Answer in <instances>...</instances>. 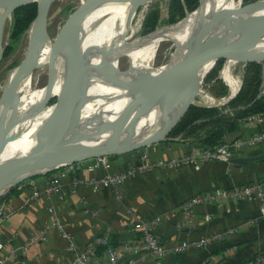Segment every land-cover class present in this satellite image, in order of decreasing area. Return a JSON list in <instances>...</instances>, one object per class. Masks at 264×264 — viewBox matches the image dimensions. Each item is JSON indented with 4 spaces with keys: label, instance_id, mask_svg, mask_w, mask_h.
<instances>
[{
    "label": "crops",
    "instance_id": "0c3cea01",
    "mask_svg": "<svg viewBox=\"0 0 264 264\" xmlns=\"http://www.w3.org/2000/svg\"><path fill=\"white\" fill-rule=\"evenodd\" d=\"M229 94L214 98L221 106ZM264 115V114H263ZM243 125V124H242ZM264 130L261 121L242 126V132L227 138L233 141L241 136H252ZM198 144L179 140H166L122 155L107 157L106 163L98 158L67 165L46 174L24 180L0 197V260L5 264H71L74 250L62 232L53 226L60 220L72 235L77 248H82L97 237L107 235L114 247L125 241L138 240L140 231L135 229L139 220H157L155 233L163 245L172 247L202 235L236 229L222 243L183 253H170L161 264H200L211 255L214 264H249L264 252V217L256 199L238 202L222 201L198 205L190 210L179 208L196 195L217 188L233 189L253 181L264 182V160L247 166L223 161L204 163L199 168L187 165L181 168L153 166L140 170L143 165L180 158ZM264 144L247 147L236 152L237 156L260 155ZM233 158V157H232ZM137 172L126 178L118 187L102 185L95 188L91 180L106 175ZM59 176L62 190L47 195L45 188ZM40 194L35 198V193ZM98 211L97 214H94ZM5 216V217H4ZM47 229L46 238L28 245L30 239ZM235 247V248H234ZM120 260L130 258L125 252ZM142 264H157L154 257H146Z\"/></svg>",
    "mask_w": 264,
    "mask_h": 264
},
{
    "label": "water",
    "instance_id": "95a60500",
    "mask_svg": "<svg viewBox=\"0 0 264 264\" xmlns=\"http://www.w3.org/2000/svg\"><path fill=\"white\" fill-rule=\"evenodd\" d=\"M107 1L108 0H94L91 10L88 11L89 0H87L83 8L67 19L60 32L59 40L51 48L50 66H54V71L46 85L48 88L47 95L39 110H45L52 105L53 111L40 127V137L35 147L37 149L45 148L48 144L61 136H65L76 130L80 105L84 100V90L88 82L95 79L98 63L94 61L93 55L85 54L78 74L74 77L69 75L60 93L57 95L55 94L56 81L53 79L56 59L59 52L64 47L68 48L70 64L75 63V61L79 59L83 52V42L85 39L83 28L85 18L93 12V10H96ZM150 1L152 0H142L138 7L140 8L143 4ZM30 3H37L38 7L36 17L31 26L28 49L20 66L10 73L4 94L0 99V101L3 100L4 102L3 108L0 110V150L4 149L17 137L18 133L15 132V129L25 120L26 115L18 119L14 117V103L21 93L20 87L23 81L28 76L33 75L45 42L49 41V19L54 3V0H0V62L9 44V33H7V36H5V34L7 30L9 32L13 12L17 8ZM262 7H264V2L244 5V0H242L240 7V14L244 19L259 16L258 21L250 23L241 30L250 34L254 42L248 39L234 42L232 36L229 37L228 40H225L226 34L225 31H223L222 22L229 9L223 8L213 11L207 19L211 24V34L208 45L194 69L184 80L157 98L145 96L137 109L125 111L105 120L102 125L89 131L71 150L31 156L1 170L0 197L8 193L19 183L36 175L46 174L61 167L83 162L91 158L122 155L166 140H176L167 138V135L172 127L185 115L189 107L198 105L196 101L202 92L201 90L206 78L221 59L227 55V57L230 58L234 57L233 59L236 61L244 60L245 65L252 61L264 60V50L258 53L247 54L245 52L232 51V53L228 55L229 51L242 44H248L254 51H257L254 47V43H261V41L264 40L257 34L259 29L264 28V10H261ZM188 13L189 10L186 8V16L178 22L183 21ZM238 31L239 30L234 31L233 34ZM153 33H155V31L147 34V36ZM6 39L7 41L5 42ZM75 58L76 60L74 61ZM72 67L75 70L77 64H74ZM16 70L20 71V75L13 84H10L11 74H14ZM238 92L239 89L235 94L228 96L225 104L234 98ZM55 97H58L56 102H54L55 104H49L51 99ZM146 98L149 100L143 102ZM152 113H154L156 117L154 121L148 122L146 127H161L160 133L154 141L149 143L142 142L131 146L123 145L122 148L117 147L112 150L105 149L104 146L93 143L98 137L133 128L141 120L148 118ZM263 160L264 153L260 155L233 157L229 162L238 166H247L259 163Z\"/></svg>",
    "mask_w": 264,
    "mask_h": 264
},
{
    "label": "bare ground",
    "instance_id": "6f19581e",
    "mask_svg": "<svg viewBox=\"0 0 264 264\" xmlns=\"http://www.w3.org/2000/svg\"><path fill=\"white\" fill-rule=\"evenodd\" d=\"M141 1L108 0L105 2L104 20L106 22L104 21L105 28L102 34L99 29L100 18L94 10L88 15L89 30L87 34L92 38V43L87 55H93L94 61L99 62V64L95 79L88 82L84 90V100L80 105L78 125L74 132L61 136L45 148H35L40 137V127L52 113L53 107L36 110L38 105L45 100L48 88L45 86L42 90L34 89L33 75L28 76L23 81L20 87L21 93L14 103L13 113L17 119L26 115L25 120L15 129V132L18 133L17 137L4 149L0 150V171L31 156L71 150L89 131L102 125L105 120L125 111L137 109L145 96L157 98L184 80L204 54L208 40L200 46L187 50L175 60L160 66H154L157 52L166 35L171 37L182 36L184 33L191 32L204 25L208 28L210 38L211 24L207 21L208 17L217 9L228 8L229 10L222 22V28L226 34L225 40H228L231 36L234 38V42L244 39L254 40L250 34L241 30L250 23L258 21L259 16L249 19L241 17L242 0H207L184 21L159 29L152 34L157 36L153 39L150 48V65L147 68H141L133 29V18ZM93 2L94 0H89V5L91 6ZM236 30L239 31L233 34ZM256 44L264 47V41ZM123 47L128 49L132 61L136 65L135 72L126 80L123 79L120 68ZM51 48L52 43L47 41L42 52L50 57ZM61 74L62 66L57 56L53 76L56 83L59 81ZM19 75V70H16L14 74L12 73L10 84H13ZM3 105L4 102L1 100L0 110ZM94 116H96V123L93 127L92 120ZM155 117L156 115L152 113L133 128L98 137L93 143L112 150L117 147L122 148L123 145L131 146L142 142H152L158 137L161 127L148 128L146 125L148 122L154 121ZM129 132L133 133L130 138L128 136Z\"/></svg>",
    "mask_w": 264,
    "mask_h": 264
},
{
    "label": "trees",
    "instance_id": "16d2710c",
    "mask_svg": "<svg viewBox=\"0 0 264 264\" xmlns=\"http://www.w3.org/2000/svg\"><path fill=\"white\" fill-rule=\"evenodd\" d=\"M206 1L207 0H169L168 16L165 20L174 24L182 20L186 16V8L192 11L188 13L185 18L187 19ZM260 2H264V0H244V5H251ZM37 7V3H30L17 8L13 12L9 26V44L5 50V57L9 56L15 50L25 34L31 29L32 23L37 14ZM261 10H264V7H262ZM161 14L162 10L160 7L155 6L151 9L143 21V27L141 30L142 35H147L155 30L160 22ZM83 28L86 38L89 30L87 17L83 23ZM152 36L149 35L137 40L139 49H141L143 53L145 52L146 45ZM181 38L182 41H187L188 45L195 47L200 46V44L209 40L208 28L201 25L199 28L191 32L184 33ZM176 47L179 48L178 46ZM58 57L63 72L59 81L55 85V94L57 95L60 93L65 83L64 79L69 62L68 48L64 47L61 49ZM221 63L222 59L207 76L203 85V87L208 86V90L210 91V96H205L206 104H218V100L211 94L218 98L229 94L228 85L219 77ZM237 80L236 90L232 94H235L238 89L239 92L234 98L222 106H207L203 104L192 105L180 121L172 127L167 138L195 143L202 149L213 148L214 146L227 141L228 137L241 133L243 126L241 120L243 118L253 114H264V60L252 61L246 64L242 79L240 80V78L237 77ZM209 98L210 100H207ZM57 99L58 97L51 99L49 104H53ZM211 100L214 101L211 103Z\"/></svg>",
    "mask_w": 264,
    "mask_h": 264
},
{
    "label": "built area",
    "instance_id": "2783aa9c",
    "mask_svg": "<svg viewBox=\"0 0 264 264\" xmlns=\"http://www.w3.org/2000/svg\"><path fill=\"white\" fill-rule=\"evenodd\" d=\"M203 94H210L208 88ZM263 114H253L247 116L241 120L243 125L251 124L254 121H261ZM264 144V130L253 134L252 136H241L233 141H225L213 148H195L189 154L180 157L172 158L169 161H157L153 165H143L140 170L147 169L153 166L181 168L187 165L199 168L204 163L208 162H228L235 156L236 152H240L247 147ZM99 161L106 163L107 157H99ZM137 172L136 169L129 171L128 173H120L116 175H106L99 179L91 180V183L95 188L102 185H111L114 188L123 182L126 178L131 177ZM59 176H56L51 183L45 188L47 195L53 193H59L62 190V183L59 180ZM40 194L35 193L34 197L39 198ZM256 199L260 202L261 215L256 219L264 217V182L255 181L242 187L234 189L217 188L212 191H208L201 195H196L191 199L185 201L179 206L182 210H190L198 205H207L210 203L229 201L238 202L241 200ZM95 211L94 214H97ZM5 217V216H4ZM157 220H139L136 223L135 229L140 231L141 237L134 241H125L120 247H114L110 244L107 235L97 237L92 242L86 244L82 248H77L73 241L72 235L64 228L63 223L56 219L53 223L54 227H57L64 238L70 242V248L74 250V259L71 264H142L146 257H154L157 259V264H161L163 259L170 253H183L191 249H203L212 246L216 243H222L229 234H234L236 229H229L226 232H214L206 235H202L196 239L186 241L182 244H178L172 247L163 245L155 233ZM47 229L40 234L33 236L28 245L34 244L46 238ZM4 247V243L0 241V249ZM235 248V247H234ZM125 252L130 256L127 260H120L119 254ZM7 257L0 260V264H5ZM216 256L211 255L204 259L200 264H214ZM249 264H264V252L258 253Z\"/></svg>",
    "mask_w": 264,
    "mask_h": 264
},
{
    "label": "rangeland",
    "instance_id": "374dc122",
    "mask_svg": "<svg viewBox=\"0 0 264 264\" xmlns=\"http://www.w3.org/2000/svg\"><path fill=\"white\" fill-rule=\"evenodd\" d=\"M86 2H87V0H54V3L52 5V9H51V13H50V19H49V22H50V24H49V41L52 43V46L59 40L60 32H61L62 28L64 27L67 19L70 16L75 15L78 10L83 8V6ZM168 2H169V0H152L146 4H143L139 8L138 12L136 13V15L133 18V29H134V34H135L134 39L137 42L139 57L141 60V68L142 67L147 68L150 65V59H149L150 48H151V44H152L153 39L157 36V35H153L151 37V39L148 41V44L146 45V50L144 53L141 51V49H139V45H138L137 40H139V38H145V36H147V35L141 34V30L143 27V21L145 20L146 15L151 11V9L155 6H158L161 8L162 14H161L160 22L158 23V25L156 26L154 31H156L158 29H162L164 27H167L171 24H174V23H169L165 20L168 16ZM92 5L91 6L88 5V11L91 10ZM94 12L98 16V18H100L99 29H100V33L102 34L104 31V28H105L104 24L106 22L104 20L105 13H106V9L104 7V4L101 5L99 8H97L96 10H94ZM189 12H192V11L189 10ZM87 19H89L88 16H87ZM7 33H9L8 30L5 34V36H7ZM30 33H31V29L27 32V34H25L22 41L17 45L15 50L9 56H6V57L4 56L0 62V99L4 94V90H5V87L7 85L8 77H9L10 73L20 66L21 62L23 61V59L26 55L28 45H29ZM257 34L259 37L264 39V28L259 29L257 31ZM6 41H7V39L5 40V42ZM91 43H92V38L89 37V35L87 34V36L83 42V52H82L81 56L79 57V59L76 60V58H75L74 59V61L76 60L75 63L70 64L68 62L67 73H66L65 79H64L65 82H66L67 77H69V75L74 77L78 74L80 66L82 64L83 57L85 54L87 55ZM176 46H178L179 48H177ZM194 47L195 46L188 45L187 41H182L181 35L180 36L178 35L175 37H171L169 35H166L161 42L160 48L157 52L155 62L153 63V65L154 66H160L162 64H166V63L170 62L171 60H175V59L179 58L187 50L194 48ZM254 47L257 49V51H254V49H252L248 44H242V45L236 46L233 50L229 51L228 55H229V53H232V51H236V52L240 51V52H245L247 54V53H258L259 51L264 50V47H262L256 43H254ZM184 50H185V52H184ZM181 53H183V54H181ZM233 58L234 57H231V58L227 57V55H226V57H224L222 59L221 68L219 71V77L222 78V80L228 85L229 91H231L232 93L236 90V87H237V81H238L237 77L240 78V80L242 79V74H243L244 67H245L244 60L236 61ZM50 61H51V58L49 57V55H47L45 52H42L40 59H39V62H38V65H37V67L33 73V88L34 89L42 90L48 84V82L52 76V72L54 71V66L53 65L50 66ZM74 64H77V67L75 70L72 67ZM98 64H99V62H98ZM135 66L136 65L132 61V57H131L128 49L126 47H123L122 55H121V59H120V68L122 70H126V71L121 70L124 80L129 78L135 72ZM207 88H208V86L203 87L201 90L202 91L201 93H203ZM209 93H210V91H209ZM208 95L209 94H207V96ZM211 95L214 96L213 94H211ZM200 96H201V94L197 98V101H196L197 103L200 101L199 99H201V98H202L201 101L204 102L203 99H205V98H203V97L200 98ZM205 96H206V94H205ZM152 98H156V97H152ZM215 98H218V97H215ZM148 100L149 99L146 98L143 102H146ZM207 100H210V98ZM201 101H200V103H203ZM213 101L214 100H211V103ZM54 104L55 103H53V105ZM41 105H42V103L40 105H38L36 110H39ZM95 120H96V116H94V118L92 120V126L93 127L96 123ZM132 135H133V133H131V132L128 133L129 138Z\"/></svg>",
    "mask_w": 264,
    "mask_h": 264
}]
</instances>
